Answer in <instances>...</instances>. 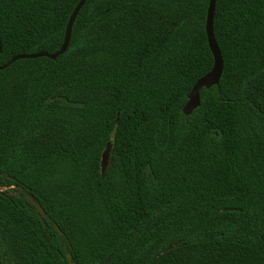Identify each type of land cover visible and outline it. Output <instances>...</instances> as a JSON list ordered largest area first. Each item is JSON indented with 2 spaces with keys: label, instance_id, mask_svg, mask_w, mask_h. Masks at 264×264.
Instances as JSON below:
<instances>
[{
  "label": "trees",
  "instance_id": "obj_1",
  "mask_svg": "<svg viewBox=\"0 0 264 264\" xmlns=\"http://www.w3.org/2000/svg\"><path fill=\"white\" fill-rule=\"evenodd\" d=\"M79 2L0 0V68ZM209 3L88 0L0 71V264H264V0L216 1L186 116Z\"/></svg>",
  "mask_w": 264,
  "mask_h": 264
},
{
  "label": "water",
  "instance_id": "obj_2",
  "mask_svg": "<svg viewBox=\"0 0 264 264\" xmlns=\"http://www.w3.org/2000/svg\"><path fill=\"white\" fill-rule=\"evenodd\" d=\"M87 1L88 0H80V2L77 4L74 11L72 12L67 28H66L63 45L58 52L54 54H47V53H38V54H31V55L23 54V55L17 56L13 60H11L8 64L1 67L0 71L9 68L12 64H14L15 62L19 60L48 58L50 60L56 61L60 56L64 55L71 41V36H72V31H73V26L75 24V21L80 11L83 9L85 4L87 3ZM216 1L217 0H210L209 8H208V15H207V22H206V34H207L209 47L214 57V66H213L212 71L206 76H204L203 78H201L193 87L189 95L188 102L183 110V113L186 116L191 115L200 106V92L203 89L209 90L213 87H218L220 84L222 74H223L224 61H223L222 54L218 46V43L216 41L215 33H214V15H215ZM0 53H1V49H0ZM109 149L110 147L106 151V156L109 153ZM106 156L104 157V160L106 159ZM29 199L34 204L38 212H40L41 214H44L43 208L38 203H36L33 198L30 197ZM56 228L58 231H60V229L57 226ZM68 258H69L70 263H72V256L69 255Z\"/></svg>",
  "mask_w": 264,
  "mask_h": 264
}]
</instances>
